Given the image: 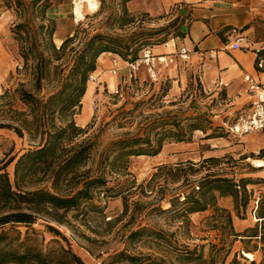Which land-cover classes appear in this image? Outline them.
<instances>
[{
    "label": "rangeland",
    "instance_id": "374dc122",
    "mask_svg": "<svg viewBox=\"0 0 264 264\" xmlns=\"http://www.w3.org/2000/svg\"><path fill=\"white\" fill-rule=\"evenodd\" d=\"M50 1L52 5L55 3V0ZM10 2L8 6L7 0H0V94L9 91L4 99H0V122H10L11 98L14 108L26 109L15 89L23 83L32 90L31 76L24 70L17 72L18 66L23 67V60L11 28L16 23L28 21L33 34L36 32L37 45L48 52V44L41 40L39 33L44 22L42 6L46 2ZM142 3L151 12L161 6L160 0H144L139 4ZM120 9L121 0H103L100 11L90 15L83 24L76 25L71 20L73 33L83 28L91 33L120 36L136 32L143 35L141 42H148L147 38L152 36L150 42L165 43L178 37L182 21L184 25L190 24V16L184 14L181 17L180 5L174 4L162 15H147L146 12L132 15L129 11L135 22L120 28L112 14L119 13ZM163 27L166 29L156 34V30ZM55 42L61 46L59 37ZM80 44L76 41L70 46ZM121 66L117 75L112 76L109 72L105 75L108 82L89 80L91 86H96L94 96L89 100V88L82 100L81 112L75 116L79 126L91 125L89 132L76 141L89 137L97 141L93 156L81 169L82 173L88 169L96 173L101 169L105 164L102 154L110 141L128 131L136 132L144 122L158 124L159 121L177 120L186 131L191 124H201L208 129L207 132L195 131L193 142L186 147L167 143L162 151L163 157L132 156L128 170L106 173L107 186L96 189L91 200H85L78 210L67 213L63 223L51 216L39 215L32 225L0 227V234L5 233V242L12 241L16 246L35 244L47 251L60 245L67 246L64 238H68L72 249L86 264H250L253 260L255 264H264V236L263 239L250 237L255 232L264 234V225L260 227L254 216L256 207L264 198V167H256L253 162L255 159L264 161V157L261 158L264 156V132L250 134L248 136L252 139H247V136L236 137L228 133L224 127V123L246 110V103H235L225 89L203 80L199 64L190 59L187 62L179 60L177 66L159 70L156 78H151L143 68L130 79L123 61ZM54 75L52 68L51 80L44 90L46 95L54 89ZM164 92L167 95L159 99ZM139 100L147 102L134 108V103ZM91 113L90 121L80 125ZM207 134L215 137L208 139ZM40 144V135L24 130L23 136H19L11 129H0V166L14 158L6 168L13 183L17 159ZM190 161L195 163L194 167ZM209 173L251 182L247 185L248 204L245 209L241 207L239 213L233 197H218L217 200L219 207L232 214L234 230L240 236L233 234L225 212H216L214 207L183 215L185 196L197 191L195 186L200 185ZM33 187L49 189L50 182L43 180ZM51 228L59 230L61 235H55ZM136 230L143 232L131 238V232ZM121 251L138 256L139 261H117L115 256ZM249 251L254 254V259L244 254Z\"/></svg>",
    "mask_w": 264,
    "mask_h": 264
},
{
    "label": "trees",
    "instance_id": "16d2710c",
    "mask_svg": "<svg viewBox=\"0 0 264 264\" xmlns=\"http://www.w3.org/2000/svg\"><path fill=\"white\" fill-rule=\"evenodd\" d=\"M8 6L11 5L10 0ZM19 1V0H17ZM40 2L41 0H37ZM133 0H121L119 13H112L113 19L119 22V27H125L135 22L131 16L128 3ZM41 17L44 21L40 26L41 40L48 44V52L37 45L36 32H32L28 21L16 23L12 28L14 39L17 41L23 67H17V72L24 70L31 76L32 90L21 84L15 89L25 110L14 108L11 98L10 122H0V129L7 128L23 136V131L40 135L41 144L35 149L23 153L16 161L14 168V183L10 179L7 164L0 166V227L8 224H34L39 215H48L63 223L64 216L73 210H78L85 200L93 198L96 189L106 187L108 179L106 173L128 170L132 156H158L167 143H192L195 131L207 132L201 124H191L186 131L180 121L156 124L144 122L136 132L128 131L123 136L110 141L102 154L104 166L96 173L88 169L85 173L81 169L89 163L96 148L97 141L92 137L77 142V138L89 132L91 125L79 126L75 116L81 112L82 100L87 93L90 76L98 69V61L104 53H114L124 60L131 62L148 47L161 44L164 41L141 42L142 34L133 32L129 36L95 32L87 29H76L72 36L64 39L58 47L55 42L57 30L56 20L48 15L52 6L50 0H44ZM147 15L149 13L146 12ZM184 22L179 27L178 37L185 35ZM166 29L163 27L156 30ZM76 41L79 46H70ZM40 46V47H39ZM147 46V47H146ZM59 62L58 64H54ZM55 71L53 91L46 95L44 90L51 80V69ZM225 93V91H224ZM9 91L0 94L4 99ZM167 92L159 95L162 99ZM139 100L134 108L146 103ZM147 120V119H146ZM130 123V122H128ZM127 124V123H126ZM123 124V125H126ZM122 125V127H123ZM171 126V128H168ZM208 139L214 138L207 134ZM264 156H261L263 158ZM191 167L194 162L190 161ZM108 168V169H107ZM109 170L108 172H106ZM195 172L198 171L194 170ZM41 175L39 178H37ZM50 182V188H34L40 181ZM246 180L236 181L227 176L207 174L197 191L185 196V216L204 212L214 207L216 212H225V218L235 236L232 214L218 205V197L231 196L237 212L248 204ZM29 188H25V187ZM174 201H172L173 203ZM239 215V214H238ZM256 223L264 225V198L256 207L254 213ZM55 235L60 231L51 228ZM143 230L131 232L130 237L140 235ZM264 234L255 232L250 237H260ZM67 246L60 245L47 251L39 249L35 244L16 246L13 242H5V233L0 234V264H86L82 257L71 247L70 239L64 238ZM251 252V251H249ZM115 258L128 260L132 263L139 261V257L121 251ZM253 260L250 264H255Z\"/></svg>",
    "mask_w": 264,
    "mask_h": 264
},
{
    "label": "crops",
    "instance_id": "0c3cea01",
    "mask_svg": "<svg viewBox=\"0 0 264 264\" xmlns=\"http://www.w3.org/2000/svg\"><path fill=\"white\" fill-rule=\"evenodd\" d=\"M141 1L144 0L129 2L128 8L132 15L142 12L162 15L171 5H180L181 17L184 14L190 16V24L184 25L185 35L182 37L191 50L190 61L199 64L202 79L207 83L216 85L220 80L224 82L225 85L221 88L235 99V103L245 102L247 111L253 94L249 91L246 76L250 75L264 83V69L258 66L260 58L264 57V51L257 53L255 50L264 47V0H160L161 6L156 12L149 11L144 3L139 4ZM71 10L70 0H55L48 11V15L57 23L55 41L57 37L61 39L58 44H62L64 39L73 35L74 29L70 24ZM238 35L245 36L246 43L244 48L235 50L232 49L231 44ZM152 49L155 53L168 52L163 44L156 45ZM115 56L116 54L110 52L100 56L98 69L95 72L97 81L108 82V77L105 75L109 71L104 70L112 66ZM122 61L126 62L123 59ZM89 88L91 89L89 100H91L96 86L89 84L86 96ZM92 115L93 113L83 121L81 115L80 125L87 124ZM260 133L262 132L255 134ZM246 136L247 139H252ZM173 144L186 147L190 143ZM159 155L163 157L162 152ZM262 171L264 174V168Z\"/></svg>",
    "mask_w": 264,
    "mask_h": 264
},
{
    "label": "built area",
    "instance_id": "2783aa9c",
    "mask_svg": "<svg viewBox=\"0 0 264 264\" xmlns=\"http://www.w3.org/2000/svg\"><path fill=\"white\" fill-rule=\"evenodd\" d=\"M72 21L76 25L83 24L90 15H95L101 9L103 0H70ZM246 37L238 35L231 44L232 49L238 50L245 47ZM163 45L168 49L165 53H155L152 47L145 48L134 61L125 64L129 68V77L135 78L144 68L151 78H156L159 70L177 66L178 61L187 62L191 55V50L185 44L183 38H173ZM257 53L264 51V47L256 48ZM121 57L116 55L112 60L109 73L117 75L121 70ZM260 69H264V57L258 62ZM92 82L97 81V76H90ZM246 81L249 83V91L253 97L248 110L242 112L234 120L224 123L226 131L236 137H243L264 131V83L257 81L252 76L247 75ZM224 82H216V86L222 87ZM257 220V219H256Z\"/></svg>",
    "mask_w": 264,
    "mask_h": 264
},
{
    "label": "bare ground",
    "instance_id": "6f19581e",
    "mask_svg": "<svg viewBox=\"0 0 264 264\" xmlns=\"http://www.w3.org/2000/svg\"><path fill=\"white\" fill-rule=\"evenodd\" d=\"M256 167H264V161L262 159H255L253 160ZM248 258L254 259V254L252 252H245L244 253Z\"/></svg>",
    "mask_w": 264,
    "mask_h": 264
}]
</instances>
